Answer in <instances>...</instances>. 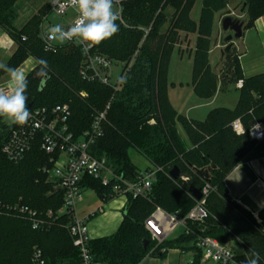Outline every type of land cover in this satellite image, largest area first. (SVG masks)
I'll return each instance as SVG.
<instances>
[{
    "label": "trees",
    "instance_id": "obj_1",
    "mask_svg": "<svg viewBox=\"0 0 264 264\" xmlns=\"http://www.w3.org/2000/svg\"><path fill=\"white\" fill-rule=\"evenodd\" d=\"M21 1L0 0V27L17 46L8 66L19 67L29 55L38 61L27 75L29 109L69 104L70 127L80 135L91 126L94 115L109 103L104 135L93 146V153L106 157L108 165L130 181L140 171L130 158V148L143 154L151 166L160 168L147 195L129 196L117 231L89 241L95 260L106 264H142L149 254L163 258L170 249H179L194 251L199 264L202 251L198 241L202 236H210L222 243L234 241L246 256L250 249L259 252L260 264H264V222L259 223L232 200L225 184V178L257 143L247 133L237 134L232 122L241 118L246 130L255 120L264 124V73L245 77L234 47L224 56L219 71L212 68L209 60L214 14L235 0H203L199 23L190 15L196 0H126L122 21L117 19L119 31L95 46L98 53L125 62L126 73L117 91L82 79L83 56L78 46L64 44L55 51L45 50L40 24L45 13H50L49 3L19 24ZM244 2L249 22L264 13V0ZM168 9L173 10L171 16ZM181 31L200 34L192 72L199 97L211 98L218 90L224 91L229 84L244 79L234 108H214L204 120L187 118L174 108L168 94V73ZM41 60L47 62L45 70H41ZM85 91L87 96L82 95ZM13 128L0 118V204L22 203L39 213L52 210L54 216H46L50 221L48 228L36 230L26 219L0 213V264H23L31 245L42 250L47 264H80L79 250L67 228L69 218L58 213L63 193L54 189L39 169L46 159L39 144L19 163L10 161L3 152ZM175 166L181 173L177 180L170 175ZM210 166L214 168L207 180L198 171ZM206 182L212 186L206 200L208 217L203 222L188 220L189 232L180 230L152 252L153 240L145 220L157 207L185 217L197 203L189 191L190 185L202 188ZM83 186L94 190L105 202L112 199L111 187L97 179L86 177ZM30 263L34 264H26Z\"/></svg>",
    "mask_w": 264,
    "mask_h": 264
},
{
    "label": "built area",
    "instance_id": "obj_2",
    "mask_svg": "<svg viewBox=\"0 0 264 264\" xmlns=\"http://www.w3.org/2000/svg\"><path fill=\"white\" fill-rule=\"evenodd\" d=\"M125 1L114 0V4L118 7V19L121 21ZM49 6L50 12L57 16H64L70 10H73L72 19L63 25L65 28L71 26L78 15L76 9L71 6L70 0H52ZM48 28L44 27L43 21L40 26V36L45 50L55 51L61 45L54 44L50 46L48 44L46 40ZM65 44L76 45L80 48L83 56L80 74L83 80L100 82L112 87L115 91L120 88L126 73L125 66L117 73L114 68L118 63L98 53L95 46L86 47L78 41L66 42ZM28 62L19 67L26 75L36 68L32 58ZM132 62L133 60L130 65ZM7 84L8 81L5 84L0 83V88H5ZM243 85L244 79L241 78L237 81L236 86L241 89ZM109 107L110 104L102 112L96 113L91 126L80 135H76L70 127L71 108L69 104H58L51 108L37 107L30 109L31 117L28 122L22 126L14 125L8 140L3 146V152L7 158L14 163H19L34 145L39 144L46 158L39 169L46 175L47 181L53 185L54 189L63 193V205L58 213L69 218L67 228L73 237L74 246L79 250L80 264H106L95 260L89 247L91 238L88 221L91 216H83L79 212V204L83 200V182L85 178L92 177L99 180L104 186H110V196L112 198L123 197L128 202L129 196L136 198L147 195L155 180L157 171L160 170L158 167L140 170L136 179L130 181L116 173L108 165L106 157H98L93 153V146L104 135V124ZM232 126L239 135L247 133L256 141L264 139V124L258 120L253 121L248 130H246L241 118L235 119ZM211 190L212 186L209 182H206L202 187V199L196 200V205L182 218L177 214H170L157 207L145 220V226L149 231L151 240L161 242L180 228L189 232L188 220L203 222L209 215L206 200ZM0 213L26 219L31 223L32 228L36 230L48 228L50 221L46 216H54L52 210L39 213L22 203L0 204ZM198 246L202 251L199 264H243L247 258L244 253H239L229 242L222 243L210 236L200 237ZM155 249L153 248L152 252ZM32 261L34 264H47L42 250L37 247L33 251ZM188 264H196L195 258Z\"/></svg>",
    "mask_w": 264,
    "mask_h": 264
},
{
    "label": "crops",
    "instance_id": "obj_3",
    "mask_svg": "<svg viewBox=\"0 0 264 264\" xmlns=\"http://www.w3.org/2000/svg\"><path fill=\"white\" fill-rule=\"evenodd\" d=\"M197 1L198 0L195 1L191 9L190 15L193 20L199 23L202 14L203 0H201L200 11L194 14V8ZM233 14L234 12L232 10V16ZM221 16L222 13L220 11L214 14L210 36L211 48L209 52V60L212 68L216 71H219L221 69L225 58L222 55V51L225 47L222 39L230 33L228 32L227 35H225L224 31L221 29ZM217 26L219 27L218 31ZM199 35L200 34L198 31L192 33L181 31L180 36L181 40H183L184 43L178 44L176 48H179V51H181L182 53H184L185 51H190V54L192 55L193 51H195ZM15 46L16 44L14 40L0 27V63L7 64L15 50L6 62H4V59L5 57L9 56V54L12 52L13 47ZM234 49L238 55V61L245 77H252L264 73V13L254 18L251 22H249V20L245 21L243 36L240 39L234 40ZM212 55L216 56L215 66L213 65ZM7 76V73H0V83L5 84L8 81V79H6ZM175 86H177V83L172 81L171 87L173 88ZM191 88L193 91L187 93L186 97L184 98V102L180 104L181 107L175 106L170 99L171 103L178 111V113L190 119L204 120L206 119L208 113L214 108H234L237 105L240 97V91L239 89H237L236 84H229L224 91L218 90L214 97H212L211 99L199 97L194 90L193 83ZM229 88L238 90V93H236V95L230 99V102L228 101L227 97L224 98V96H227L226 92ZM221 96L223 97L222 99ZM185 139L188 141L187 136L185 137ZM147 163L148 165L144 170L154 168L148 161ZM139 170L141 169L139 168ZM225 184L231 199L245 208L248 212H250L259 223H263L264 139L257 141V143L248 152V154L242 159V161L225 178ZM85 190H91L97 195L94 190L88 187H84L83 192ZM83 201L84 197L81 202ZM81 202L79 205H81ZM126 205L127 202L125 198L116 197L112 198L110 201H104V205L99 206L96 210L92 211L89 214L80 213L83 216H91L88 221L90 238L95 239L109 236L115 233L124 218ZM97 216L99 217L96 219V221L90 224V220L93 217ZM180 230H182V228H180L179 231ZM239 253H243L242 248L241 252ZM189 256L195 258V252L170 249L167 252L166 256L163 258L150 254L147 255L142 264H147V261L150 258H153V260L155 261L151 264H188L187 262H185V257Z\"/></svg>",
    "mask_w": 264,
    "mask_h": 264
},
{
    "label": "clouds",
    "instance_id": "obj_4",
    "mask_svg": "<svg viewBox=\"0 0 264 264\" xmlns=\"http://www.w3.org/2000/svg\"><path fill=\"white\" fill-rule=\"evenodd\" d=\"M71 6L78 15L74 23L65 28L54 24L46 32L48 44H64L78 41L86 47L98 46L112 38L118 31V13L114 10V0H70ZM41 70H45L47 62L39 61ZM0 70L8 75V84L0 88V118L6 119L10 125H25L31 117L28 107L27 75L19 67H11L0 63ZM243 264H260V253L250 249Z\"/></svg>",
    "mask_w": 264,
    "mask_h": 264
},
{
    "label": "rangeland",
    "instance_id": "obj_5",
    "mask_svg": "<svg viewBox=\"0 0 264 264\" xmlns=\"http://www.w3.org/2000/svg\"><path fill=\"white\" fill-rule=\"evenodd\" d=\"M51 1L52 0H22L21 1L22 7L20 8V18H19L18 23L20 24V23L27 21L35 13L38 12V10L41 8V6L44 3H50ZM200 8H201V0H198L196 3V6L194 8V14H196V12H199ZM229 9L233 10L234 18H239L240 20H242L244 22L246 20H248V18H249L248 14L246 13V7H245L244 0L232 1L230 4H228L226 6V8H224L220 11L222 13L221 21H220V27L222 30H223L222 20L225 18L226 13ZM114 10L116 12H118V7L115 4H114ZM167 13L169 16H171L173 14V10L168 9ZM72 16H73V10H70L64 16H57V15H55L51 12L49 13V11H47V13H45V16H43L44 18L46 17L45 20L43 19L44 27L48 28L54 24L64 25V24L68 23L69 20L72 19ZM41 24H40V26H41ZM218 28L219 27L217 26V31H218ZM224 33H225V35H227L228 32L224 31ZM182 43H184V42H183V40H181V36H180V40H179L178 44H182ZM64 44H60V45L63 46ZM16 48H17V46L13 47L12 52L9 54V56L5 57L4 62H6L8 60V58L13 53V51L16 50ZM193 53H194V51H193ZM193 53H192V55L190 54V51H185L184 53H182L181 51H179V48H175L173 51L172 57H171L170 70H169L170 84H169V88H168V90H169L168 94H169V97H170L172 103H174V105L177 107H179V106L181 107L180 104L184 102V98L186 97L187 93H190V91H193L191 88L192 87ZM53 56H56V55H53ZM31 58L37 67L38 61L32 55L27 56V58L22 61V63L19 65V67L22 66L25 62H27V60H29ZM54 58H56V57H54ZM115 61L118 63V65L114 69L116 70L117 73H119L121 68L125 66V62L120 61V60H115ZM212 61H213V65L215 66L216 65V56L215 55H212ZM6 79H8V76L6 77ZM172 81L176 82L177 86L172 88L171 87ZM236 93H238V90L229 88L226 92L227 96H224V98L227 97L228 101L230 102V99L232 97H234L236 95ZM82 94H83V96L88 95L87 91L83 92ZM194 97H196V96H194ZM211 98H208V99H211ZM222 98L223 97L221 96V99ZM219 102H220V100H219ZM107 105H106V107H107ZM106 107H105V109H106ZM180 131H181L183 137L185 138L186 134L183 131V128L181 126H180ZM129 155H130L131 160L137 165L138 168H140L141 170H144L147 167V165H148L147 161L148 160L138 150H136L135 148H130ZM83 197H84V201L81 202V205H79V208H80L79 211L81 214H89L92 211L96 210L99 206L104 205V201L91 190H85L83 192ZM98 217L99 216L93 217L90 220V224L92 222L96 221V219ZM178 233H179V229L176 230L174 233H172L169 237H175L178 235ZM163 241L159 242L158 240H156V241L153 240L152 245L155 246V247L153 246V248H157ZM228 242L238 252H241V247L237 243H235L234 241H228ZM36 247H37V245H31L30 246L29 254L26 255L27 257L24 260L23 264H26L27 261H29V262L32 261V260L30 261V258L32 259L33 251ZM192 259H193L192 256L185 257V262L189 263L190 261H192ZM153 262H155L153 260V258H150L147 261V264H151Z\"/></svg>",
    "mask_w": 264,
    "mask_h": 264
},
{
    "label": "water",
    "instance_id": "obj_6",
    "mask_svg": "<svg viewBox=\"0 0 264 264\" xmlns=\"http://www.w3.org/2000/svg\"><path fill=\"white\" fill-rule=\"evenodd\" d=\"M245 22L240 20L239 18H234L232 16V10H228L226 13L225 18L222 20V28L225 32H230L226 37H224L223 43L225 44V47L222 51V55H227L232 48L234 47V40L240 39L243 36V28H244ZM214 166H210L206 169H200L198 173L205 177L207 180L210 179V173L213 170ZM170 175L174 180H177L180 178L181 173L180 169L175 166L171 171ZM189 191L192 194V196L197 200H201L203 197V192L201 187H197L194 184H191L189 187ZM149 244V240L146 239L144 241V247L147 248Z\"/></svg>",
    "mask_w": 264,
    "mask_h": 264
}]
</instances>
